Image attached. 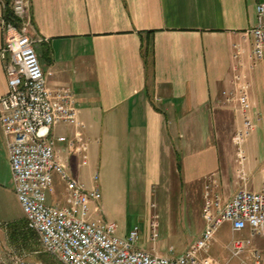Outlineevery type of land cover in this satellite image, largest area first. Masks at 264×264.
Returning <instances> with one entry per match:
<instances>
[{
    "label": "crops",
    "instance_id": "obj_1",
    "mask_svg": "<svg viewBox=\"0 0 264 264\" xmlns=\"http://www.w3.org/2000/svg\"><path fill=\"white\" fill-rule=\"evenodd\" d=\"M26 1L28 31L47 83L72 87L82 125H54L51 137L79 132L88 163L79 165V156L61 142L55 152L87 187L102 191V171L107 201L119 211L136 194L149 201L153 189L161 199L173 189L184 196L202 192L209 175L224 198L242 187L262 188L264 144L256 131L264 128V57L253 61L248 33L261 0ZM150 48L152 57L144 59ZM236 72L249 83L254 123L242 141L243 158L234 135L222 134V126L236 130L242 122L237 103L226 100ZM6 91L0 55V96ZM0 152L10 170L1 124ZM55 183L49 201L63 197L58 177ZM98 207L108 220L102 194ZM202 228H195V238Z\"/></svg>",
    "mask_w": 264,
    "mask_h": 264
},
{
    "label": "built area",
    "instance_id": "obj_2",
    "mask_svg": "<svg viewBox=\"0 0 264 264\" xmlns=\"http://www.w3.org/2000/svg\"><path fill=\"white\" fill-rule=\"evenodd\" d=\"M19 24L2 18L4 60L7 91L0 96V124L6 138L13 190L24 213L26 228L35 232L41 249L51 261L17 257L4 264H219L208 254L210 243L220 226L229 224L232 238L227 246L231 256L241 257L243 264H264V248L253 243V237L264 236V184L259 191L246 187L224 198L217 191L213 175L206 177L202 191L203 228L180 255L168 257L135 246L138 227L126 236L117 233V223L102 216L98 202L99 188L86 184L72 175L67 164L55 152V143L65 145L67 152L79 156V165H86L87 141L79 132L74 137H51L57 124L81 127L76 96L71 86L50 87L26 22V0H9ZM4 3V2H3ZM254 62L264 57V0L257 5V22L249 32ZM233 88L226 96L236 102L241 126L233 141L238 144L252 132L249 83L236 72ZM243 158V154H239ZM55 177L63 185V197L49 201L56 192ZM99 175L94 172L96 183ZM153 235L156 223L150 222ZM247 231L245 236L240 235Z\"/></svg>",
    "mask_w": 264,
    "mask_h": 264
},
{
    "label": "rangeland",
    "instance_id": "obj_3",
    "mask_svg": "<svg viewBox=\"0 0 264 264\" xmlns=\"http://www.w3.org/2000/svg\"><path fill=\"white\" fill-rule=\"evenodd\" d=\"M236 130L230 125L222 126V134L234 135ZM256 134L260 137L261 145L264 144V128H258ZM262 147H259V150ZM239 154H245L242 142L235 146ZM259 157V156H258ZM5 163L3 153L0 152V264L12 262L15 258H25L32 260L51 261V256L45 253L39 244L37 247L29 248L24 244L23 238L14 233L21 228H25L26 223L24 213L12 187L11 173ZM262 177L264 170H261ZM104 173L100 172L102 204L108 220L115 221L118 225V234L122 237L134 227H138L140 235L135 246L145 250H154L159 254L168 257L182 254L195 239V228L203 226L202 217V192L192 190L188 196H184V190L173 189L174 195L165 196L164 199L158 197L159 190H152V198L147 201L141 196L130 197L128 203L119 211V205L113 201H107V189L103 179ZM57 187V186H56ZM172 192V190H171ZM156 197H155V195ZM54 196L52 197V199ZM156 223V235L150 228V222ZM229 224L220 226L215 235V239L210 243L206 252L219 264H243L241 257L231 256L228 249V242L232 238ZM247 231L240 235L245 236ZM38 240V239H37ZM253 243L264 248V236L253 237ZM35 245V244H34ZM35 248H38L35 250Z\"/></svg>",
    "mask_w": 264,
    "mask_h": 264
},
{
    "label": "trees",
    "instance_id": "obj_4",
    "mask_svg": "<svg viewBox=\"0 0 264 264\" xmlns=\"http://www.w3.org/2000/svg\"><path fill=\"white\" fill-rule=\"evenodd\" d=\"M3 18L9 22H12L15 25H18L19 22L18 20L15 18V16L13 15V12L10 8V1L9 0H4V11H3ZM143 56L144 59H150L152 57V50L150 48V50H143ZM14 233L18 234L20 237L23 238L24 244H27L28 241L29 243L27 244V246L29 248L33 247H37L36 243L38 242V237L35 234V232H33L32 230H29L28 228H21L20 230L15 231ZM35 244V245H34ZM38 248H35V250H37Z\"/></svg>",
    "mask_w": 264,
    "mask_h": 264
}]
</instances>
